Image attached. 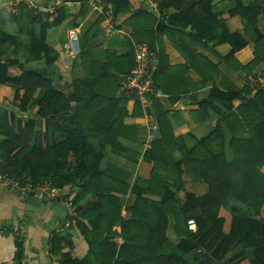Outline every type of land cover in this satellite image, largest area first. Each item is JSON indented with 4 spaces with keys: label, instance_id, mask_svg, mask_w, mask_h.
Listing matches in <instances>:
<instances>
[{
    "label": "trees",
    "instance_id": "trees-1",
    "mask_svg": "<svg viewBox=\"0 0 264 264\" xmlns=\"http://www.w3.org/2000/svg\"><path fill=\"white\" fill-rule=\"evenodd\" d=\"M72 1L77 0H65ZM153 1L161 19L143 9L132 13L124 24L133 32L120 39V51L91 44L93 29L105 15L83 32L77 57L85 77L74 80L70 94L54 85L57 53L46 41L47 31L69 16L66 6L53 12L33 11L22 4L15 11L0 10V86L11 90L9 105L0 104V172L33 185L47 181L55 191L76 187L79 192L73 206L85 196L94 197L88 208L74 207L69 218L71 229L88 245L86 255L77 258L72 254L77 244L73 232L51 233L48 251L57 264H219L231 252L234 254L226 264H264V87L254 90L246 84L224 94L220 100L223 111H218L222 125L190 147L184 137L173 136L166 111L154 98L158 90L165 93L159 81L161 53L157 43L171 26L191 25L195 36H209L220 28V41L232 47L224 60L255 77L264 62V33L258 26L264 0L246 5L242 0H228L234 1L233 6L222 12L211 10L213 0H198V10L189 0ZM102 2L110 7L113 30L119 28L114 21L128 12L129 0ZM85 9L81 4L79 14ZM169 10L173 11L168 16H161ZM232 16L243 20L244 36L227 30L225 20ZM10 24H15V31L7 29ZM138 44H147L158 53L155 93L149 100L159 132L143 155V161L152 165L150 177L134 179L131 190L136 200L123 219L122 198L131 176L114 164L102 169L101 163L107 150L126 156L129 143L142 142L134 125L127 123L128 118L143 115L141 105L135 102L129 112L126 97L119 94L121 76L135 66ZM248 44L253 46V59L239 64L234 54ZM5 45L18 56L3 61L1 49ZM37 62L43 72L24 69ZM234 100H240L236 107ZM198 104L204 107L208 99ZM32 109L41 120L39 127L33 117L23 116ZM184 176L205 183L206 192L196 196L186 191ZM180 192L182 202L176 197ZM226 199L233 203H224ZM221 210L228 211L229 220ZM169 214L174 217L178 237L176 252L160 253L168 241ZM190 220L194 230L188 228ZM117 222L121 245L112 240ZM15 246L20 261L23 248L19 238Z\"/></svg>",
    "mask_w": 264,
    "mask_h": 264
},
{
    "label": "crops",
    "instance_id": "crops-1",
    "mask_svg": "<svg viewBox=\"0 0 264 264\" xmlns=\"http://www.w3.org/2000/svg\"><path fill=\"white\" fill-rule=\"evenodd\" d=\"M189 1L196 3L195 8L198 10V0ZM249 1L252 0H242L244 5ZM153 3L152 0H129V10L115 19L114 23L119 28L114 30L110 21L111 16L108 17L107 15L110 14L106 13L110 7L109 5L105 6L102 0L72 2H65V0H0V10L3 8L15 11L18 5L22 4L33 11L37 8V12H53L58 6H66L69 16L60 26L47 31L46 41L57 53L56 68L52 76L54 85L62 92L70 94L73 93L74 80L84 78L85 72L78 55L68 54V33L71 30H76L80 38L83 32L103 14L105 18L93 29L94 39L92 38L91 44L104 48L112 47L120 51L122 47L120 39L124 36L129 37L133 32L131 26L124 24V21L132 13L143 9L155 14L156 19H161L156 4ZM233 3L234 1L213 0L211 1V10L213 12L226 11L233 6ZM81 4L86 6L82 15L79 14ZM172 11H164L161 16H168ZM225 25L230 33L241 32L243 35V20L239 16L228 18L225 20ZM258 26L264 33V13L258 17ZM7 29L15 31L16 26L10 24ZM221 34L222 30L217 28L209 33V36L205 34L195 36L196 32L191 25H185L184 28L171 26L168 31L160 34L157 43V51L161 53L159 81L164 87L165 93L158 90L154 98L158 100L162 110L166 111V118L173 136L184 137V142L188 147L192 146L196 140L205 137L216 125H222V116L218 111H223L220 100L225 97L224 94L246 84L251 85L254 90L258 89L252 85V80L264 73V62L259 66L255 77L235 69L234 63H227L224 57L230 53L232 47L228 42L220 41ZM1 50L3 61L18 56L17 53L15 55L10 45L3 46ZM234 57L239 64L249 63L253 59L252 44L238 50ZM19 61H21L20 57ZM24 69L37 72L44 70L39 62L25 65ZM8 99L11 100L10 88L5 85L0 86V104L9 105ZM126 99L127 109L131 112L135 101ZM207 99L208 105L199 106V102ZM239 104L240 100L233 101V106L236 107ZM141 108L143 115L137 118H128L127 123L134 125L137 136L142 142L129 143L126 156L107 150L105 160L101 163L102 169L108 164H114L131 176L128 188L122 198L120 217L123 219L128 217L127 208L132 206L136 200V195L131 190L134 179L150 177L152 165L143 161L146 151L144 142L148 135H152L153 139H156L159 132L153 114L152 102L148 99L147 106L141 105ZM34 111L35 109L29 110V113L23 116L33 117L39 127L41 120L34 115ZM145 115L150 116L155 125L154 128L148 127ZM262 171L264 172V166ZM183 182L185 190L196 196L206 192L207 187L203 182H193L189 176H184ZM77 192L79 189L76 187H65L56 191V195H24L11 185L0 184V264H57L56 259L51 257L48 251V239L51 233L65 235V233L73 232V238L77 240V244L74 246L72 254L77 258L84 257L88 251V245L82 236L71 229L69 218L72 214L71 207L73 209L78 206L88 208V204L93 203L94 197L92 195L85 196L73 206L72 202ZM176 197L179 202L183 201L182 192L178 193ZM149 198L157 200L154 197ZM224 203L232 204L233 201L226 199ZM221 211L226 220H229L228 211ZM173 219L172 214H169L168 241L160 248V253L176 252L178 237L175 233ZM66 224L69 226L66 227ZM113 231L116 232V235L112 240L117 245H121L123 240L119 236V222L113 226ZM18 238L22 242L23 248L20 261L17 260L15 254V244ZM233 254L234 252L228 253L219 264H226V260Z\"/></svg>",
    "mask_w": 264,
    "mask_h": 264
},
{
    "label": "built area",
    "instance_id": "built-area-1",
    "mask_svg": "<svg viewBox=\"0 0 264 264\" xmlns=\"http://www.w3.org/2000/svg\"><path fill=\"white\" fill-rule=\"evenodd\" d=\"M155 6L157 7V5ZM36 10L38 9L36 8ZM106 13L110 14L109 11H107ZM107 16L110 17L111 15ZM67 45L68 54L76 56L80 53L79 33L76 30H71L68 33ZM134 62L135 66L131 69V71L127 75L121 76L119 83V92L132 102L137 101L143 107H146L148 104L149 96L155 93V90L153 88V78L158 66L157 52L156 50L151 49L147 44H139L135 47L134 50ZM252 85L256 88L264 87V73L253 79ZM145 120L150 129L154 128L155 125L149 115H145ZM152 141L153 136L148 135L144 142L145 150H148L151 147ZM0 184L11 185L24 195H56V191L47 181L33 185L31 182L23 183L22 181L11 179L1 172ZM71 212L72 217L74 213V209L72 207ZM69 225L66 224L65 226L68 227ZM188 228L191 230L195 229V225L192 220L188 221Z\"/></svg>",
    "mask_w": 264,
    "mask_h": 264
}]
</instances>
